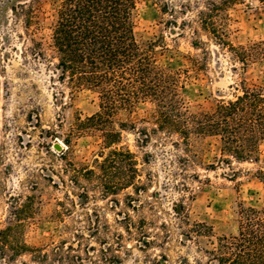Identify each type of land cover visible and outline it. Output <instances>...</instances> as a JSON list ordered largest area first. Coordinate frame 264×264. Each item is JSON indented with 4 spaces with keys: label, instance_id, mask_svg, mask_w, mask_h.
<instances>
[{
    "label": "rangeland",
    "instance_id": "374dc122",
    "mask_svg": "<svg viewBox=\"0 0 264 264\" xmlns=\"http://www.w3.org/2000/svg\"><path fill=\"white\" fill-rule=\"evenodd\" d=\"M207 1L138 0L134 17L136 38L158 41L157 59L178 74L182 100L199 109L233 99L242 80L264 87V60L243 68L229 46L201 29L198 11ZM214 1L224 2L215 16L224 40L240 48L264 39L263 3ZM31 4L35 32L21 14L0 19V231L21 219L0 246V264H228L219 260L223 237L237 235L240 207H264L256 176L264 143L257 162L221 163L217 136H193L186 145L175 133L154 131L153 105L141 101L111 116L117 129L126 126L112 145L120 154L101 165L108 149L100 132L64 140L71 124L97 110L98 96L60 82L50 45L55 5ZM104 173L115 190L104 191ZM21 243L28 250L17 254Z\"/></svg>",
    "mask_w": 264,
    "mask_h": 264
},
{
    "label": "trees",
    "instance_id": "16d2710c",
    "mask_svg": "<svg viewBox=\"0 0 264 264\" xmlns=\"http://www.w3.org/2000/svg\"><path fill=\"white\" fill-rule=\"evenodd\" d=\"M52 1L55 7L50 45L56 53L58 79L72 91L88 89L98 96L97 110L70 125L71 133L64 139L66 143L72 133L98 131L103 147L108 149L101 165L111 163L113 157L120 154L112 145L119 141L120 130L126 126L121 122L117 129L111 116L129 114L141 101H149L153 105L154 131L175 133L186 145L193 136H217L223 156L221 163L230 164L232 159L238 162L259 160L260 147L264 143L263 86H247L242 80L241 93L233 99L220 101L210 109L194 108L180 97L182 86L178 74L157 59L158 41L140 42L136 38L134 17L138 0ZM259 1L264 4V0ZM223 3L208 0L206 9L198 11L201 29L219 44L229 46L243 68L250 62L264 60V39L240 48L224 40V29L218 26L215 18L225 10ZM9 11L16 16L21 14L24 28L34 32L40 28L39 19L32 12L31 0H0V19ZM196 42L193 45L202 48L199 41ZM36 54L42 55L39 49ZM191 62L195 68L199 67L194 58ZM131 126L135 127L133 123ZM142 131L147 134L146 129ZM105 174L101 176L104 177L101 179L104 191L115 190ZM256 176L264 184V169H259ZM16 216L14 222L0 231L1 247L7 245L13 227L20 224L21 219ZM223 240L225 254L233 257L220 256V262L264 264V207H240L237 235L223 237ZM27 248L21 243L16 253L27 251Z\"/></svg>",
    "mask_w": 264,
    "mask_h": 264
},
{
    "label": "water",
    "instance_id": "95a60500",
    "mask_svg": "<svg viewBox=\"0 0 264 264\" xmlns=\"http://www.w3.org/2000/svg\"><path fill=\"white\" fill-rule=\"evenodd\" d=\"M54 147L56 148V149H61V147H60V145L58 144V143H56L55 145H54Z\"/></svg>",
    "mask_w": 264,
    "mask_h": 264
}]
</instances>
